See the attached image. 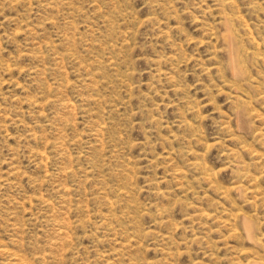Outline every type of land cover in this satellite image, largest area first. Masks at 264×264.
Instances as JSON below:
<instances>
[{
	"label": "rangeland",
	"instance_id": "obj_1",
	"mask_svg": "<svg viewBox=\"0 0 264 264\" xmlns=\"http://www.w3.org/2000/svg\"><path fill=\"white\" fill-rule=\"evenodd\" d=\"M0 264H264V0H0Z\"/></svg>",
	"mask_w": 264,
	"mask_h": 264
},
{
	"label": "bare ground",
	"instance_id": "obj_2",
	"mask_svg": "<svg viewBox=\"0 0 264 264\" xmlns=\"http://www.w3.org/2000/svg\"><path fill=\"white\" fill-rule=\"evenodd\" d=\"M218 5V4H217ZM188 127V126H187ZM249 228H250V225H249ZM248 230V229H247Z\"/></svg>",
	"mask_w": 264,
	"mask_h": 264
}]
</instances>
